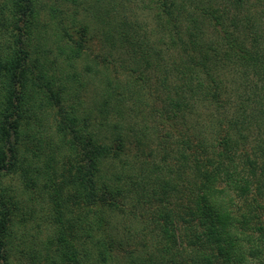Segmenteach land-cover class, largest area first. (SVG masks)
I'll return each mask as SVG.
<instances>
[{
  "label": "trees",
  "instance_id": "obj_1",
  "mask_svg": "<svg viewBox=\"0 0 264 264\" xmlns=\"http://www.w3.org/2000/svg\"><path fill=\"white\" fill-rule=\"evenodd\" d=\"M0 264H264V0H0Z\"/></svg>",
  "mask_w": 264,
  "mask_h": 264
},
{
  "label": "rangeland",
  "instance_id": "obj_2",
  "mask_svg": "<svg viewBox=\"0 0 264 264\" xmlns=\"http://www.w3.org/2000/svg\"><path fill=\"white\" fill-rule=\"evenodd\" d=\"M37 210H38V208H37ZM36 216H37V218H36L35 220H31V221L29 222V224L27 225V230H29V231H28V236H29V238H31V234H34L35 229H36V228H35V227H36V224L39 223V222H41V220L38 219V218H40V217L42 216V214H39V215H36ZM19 230H20V229L16 230L17 233L19 232Z\"/></svg>",
  "mask_w": 264,
  "mask_h": 264
}]
</instances>
